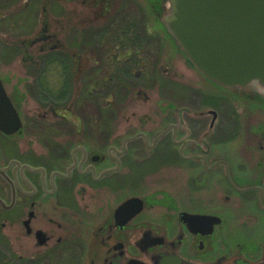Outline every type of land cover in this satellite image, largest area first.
<instances>
[{"label":"flooded vegetation","instance_id":"af4514ba","mask_svg":"<svg viewBox=\"0 0 264 264\" xmlns=\"http://www.w3.org/2000/svg\"><path fill=\"white\" fill-rule=\"evenodd\" d=\"M152 2L151 15L163 27ZM91 6L104 25L95 33V50L124 54L117 61L128 78L131 56L141 66L147 40L160 42L162 31L149 32L145 6L132 11L131 0H92ZM59 39L44 24L31 44L38 53L28 48L26 62L62 65L66 46ZM8 95L0 98V264H264V128H248L258 138L251 159L238 158L241 144L230 159L219 152L223 142L213 143L223 124L218 111L215 119L183 105L162 113L168 119L161 128L128 130L118 140L115 128L25 129L24 99ZM49 113L50 122L67 120L60 105ZM149 165L176 170L171 187L153 202L131 191L141 190Z\"/></svg>","mask_w":264,"mask_h":264},{"label":"rangeland","instance_id":"374dc122","mask_svg":"<svg viewBox=\"0 0 264 264\" xmlns=\"http://www.w3.org/2000/svg\"><path fill=\"white\" fill-rule=\"evenodd\" d=\"M76 1L80 2L0 0V76L8 94L24 99L21 106L25 129L115 128V136L120 140L128 130L136 131L144 126L152 130L161 128L168 119L162 113L186 105L194 111L211 109L220 113L223 124L213 143H224L218 148L222 155L225 152L229 158H234L236 147L233 146L241 144L242 154L239 151L238 158H252L249 150L258 138L250 136L248 128L252 125L253 131L259 133L264 128L262 97L248 90L218 87L206 80L165 33V28L156 25L151 15L152 0H131V9L135 11L139 4L145 6L147 30L153 34L161 30L160 42L154 39L148 43L147 40L146 59L140 61L141 66H137L138 60L131 56V71L125 78L122 63L117 61L118 58L125 60L124 54H117L114 49V52L101 50L99 54L94 48L95 33L104 25L94 18L92 0H87L83 6H78ZM163 1L154 0L159 12ZM44 24L65 44L66 58L62 65L54 63L42 69L30 65L25 58L26 50L32 47ZM114 30L116 34L123 31ZM107 40L100 39V46H107ZM30 52L35 56L38 45ZM112 78L116 79L115 83ZM202 92L206 96L200 94ZM58 105L66 112L67 120L50 122L54 118L49 110ZM238 111L242 119H238ZM144 170L146 178L141 190L138 185L132 186L131 191L146 194L153 202L157 199L155 196L171 187L172 172L176 170L152 165Z\"/></svg>","mask_w":264,"mask_h":264},{"label":"water","instance_id":"95a60500","mask_svg":"<svg viewBox=\"0 0 264 264\" xmlns=\"http://www.w3.org/2000/svg\"><path fill=\"white\" fill-rule=\"evenodd\" d=\"M162 22L206 78L225 89L257 93L264 101V0H164ZM0 98H10L1 79ZM200 112L217 115L211 109ZM13 123L12 131H17L21 127L17 113ZM136 200L140 201L130 203ZM136 209L131 217L142 205Z\"/></svg>","mask_w":264,"mask_h":264}]
</instances>
